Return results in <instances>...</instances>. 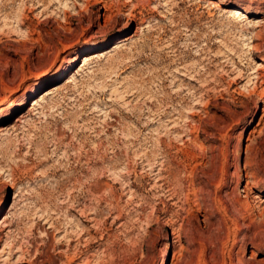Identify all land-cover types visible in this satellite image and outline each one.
Masks as SVG:
<instances>
[{"label":"rangeland","instance_id":"obj_1","mask_svg":"<svg viewBox=\"0 0 264 264\" xmlns=\"http://www.w3.org/2000/svg\"><path fill=\"white\" fill-rule=\"evenodd\" d=\"M209 1L0 0V264H264V0Z\"/></svg>","mask_w":264,"mask_h":264},{"label":"bare ground","instance_id":"obj_2","mask_svg":"<svg viewBox=\"0 0 264 264\" xmlns=\"http://www.w3.org/2000/svg\"><path fill=\"white\" fill-rule=\"evenodd\" d=\"M213 1L212 0H210L209 1V3H212ZM216 3V2H215ZM218 3V2H217ZM221 6V5H220ZM226 11H228V12H233L234 14L236 13H238V14H242L240 11L241 10H239L238 8H232L231 10H226ZM50 14V13H49ZM49 14H48V16H49ZM51 15L52 14H50V17H51ZM48 16H46V17H48ZM243 17L244 18H246L247 20H249V23H251L252 25L250 26L251 28H252V30L251 31H249L250 33H254L253 31H254V28H257V27H261L262 26V23L264 24V21L262 20V19H259V18H254V19H250L249 17H247L246 15H243ZM255 33H257V32H255ZM262 34V33H261ZM261 37V36H260ZM259 37V38H260ZM252 38V42L254 41V38H256V36L253 38V36L251 37ZM259 38H257V39H259ZM75 59H76V57H74V58H70L69 59V62H74L75 61ZM260 65H262V64H260ZM251 75H253V79L252 78H250V76H248L249 77V80L245 83V84H243L242 85V88L244 89V90H247V91H249V94L250 95H254L255 93H256V84H252V85H250V83H251V81L252 80H257V81H259L262 77H264V72H263V70L261 69V68H259L258 70H256V71H254V72H252L251 73ZM44 76H46V75H44ZM43 76V77H44ZM39 78H42V77H39ZM244 79V78H243ZM257 81H255V82H257ZM34 84H35V82H33L32 84H29V85H27L26 87H25V89H32L33 88V86H34ZM19 104H18V102H17V100L16 99H13L9 104H8V106L6 107V108H11V107H16V106H18ZM5 109V108H4ZM1 111V110H0ZM4 111H6V110H3V111H1V112H4ZM264 116V115H263ZM262 121H263V125L261 126V128L259 129V132L260 131H263V129H264V118H262ZM258 133V132H257ZM254 134V133H253ZM249 139H251V138H249ZM250 142V141H249ZM263 212V214H264V211H262ZM13 255V254H12ZM9 260V259H8ZM21 262V261H20ZM9 263V262H8ZM10 263H14V264H18V261H17V259H11L10 258ZM20 264V263H19ZM172 264H174V262L172 263Z\"/></svg>","mask_w":264,"mask_h":264}]
</instances>
